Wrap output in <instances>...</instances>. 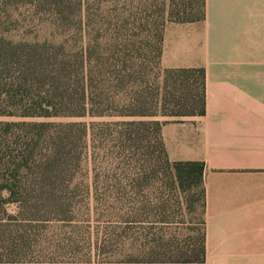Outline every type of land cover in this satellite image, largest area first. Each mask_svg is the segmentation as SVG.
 <instances>
[{"label":"trees","instance_id":"obj_1","mask_svg":"<svg viewBox=\"0 0 264 264\" xmlns=\"http://www.w3.org/2000/svg\"><path fill=\"white\" fill-rule=\"evenodd\" d=\"M198 6L0 0V264H205V217L198 236L183 221L195 187L205 215V164L163 138L206 113L205 69L162 64L167 25ZM21 7L51 37L8 36Z\"/></svg>","mask_w":264,"mask_h":264},{"label":"crops","instance_id":"obj_2","mask_svg":"<svg viewBox=\"0 0 264 264\" xmlns=\"http://www.w3.org/2000/svg\"><path fill=\"white\" fill-rule=\"evenodd\" d=\"M162 64L205 69V115L163 127L172 161L205 164V264H264V0L169 23Z\"/></svg>","mask_w":264,"mask_h":264},{"label":"rangeland","instance_id":"obj_3","mask_svg":"<svg viewBox=\"0 0 264 264\" xmlns=\"http://www.w3.org/2000/svg\"><path fill=\"white\" fill-rule=\"evenodd\" d=\"M179 4H196L198 8V4H200L201 0H177ZM201 9V8H200ZM2 12H7L5 9H1ZM3 14V13H2ZM13 15L12 18H9L8 21L11 23L7 26V30L5 33L16 39H26L30 41L36 40H44L47 37H51V30L42 24L41 19L36 17L27 7H21L19 9H14L13 13L3 14L9 16ZM200 14V13H199ZM110 118L100 117L89 119V121H106ZM66 120V119H62ZM151 192L155 195L157 193L156 189L153 188ZM204 201L201 187H195L190 194L186 197L184 214L185 218V227H188L187 230L190 233H194V235L198 236L200 230H203L204 221ZM179 221L181 219L179 218Z\"/></svg>","mask_w":264,"mask_h":264}]
</instances>
